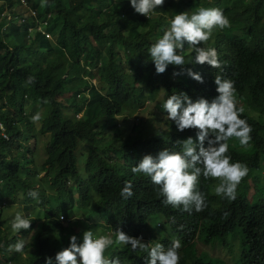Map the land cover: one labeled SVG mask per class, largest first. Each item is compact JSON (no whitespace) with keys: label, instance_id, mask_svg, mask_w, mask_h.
<instances>
[{"label":"clouds","instance_id":"obj_1","mask_svg":"<svg viewBox=\"0 0 264 264\" xmlns=\"http://www.w3.org/2000/svg\"><path fill=\"white\" fill-rule=\"evenodd\" d=\"M87 1L101 11L106 24L119 38L120 72L107 89L82 101L68 120L64 119L68 133L94 132L92 137L81 138L86 142L77 144L79 152L76 150V158L80 170L85 171L86 154L94 153L101 164L109 166L115 173L116 177L109 176L108 181L119 184L117 193L121 197L129 199L133 196L140 201L158 199L165 207L181 215L178 219L181 228L186 224L194 225L199 219L198 214L207 207L206 195L200 184L202 176L212 181L210 193L213 196L236 200L239 185L249 172L240 157L250 147L264 144V121L261 123L264 119L261 110L264 93L251 84L243 86L244 73H248L243 62L251 52L229 43L234 33L227 13L210 7L215 0H116L113 4ZM247 1L243 0V3ZM19 2L25 4L24 0ZM243 3L240 0V4L245 6ZM3 7L0 13L5 20L3 30L8 35L7 41L15 47L13 37L7 31L9 11L7 6ZM47 9L48 16H52L54 10L48 6ZM78 11L83 13L82 8ZM115 21L129 24L132 50L126 51L121 47V30L112 25ZM42 34L49 46H43L38 37L40 48L54 51L52 36L46 31ZM34 55L44 53L39 51ZM44 60H49V57L44 55ZM184 74L193 82L190 89L181 84ZM154 76L160 80L155 81ZM63 78L68 82V73H64ZM24 82L26 85L37 84V80L29 76L20 82L19 90H22ZM39 86L43 93L39 95L40 101L52 90L59 93L57 88L45 91L42 83ZM161 92L163 97L157 99ZM36 98L14 99L16 109L30 118L32 126L11 122L18 132L17 138L33 152L40 145L31 139L30 127L39 139L41 135L34 123L40 121L41 116L39 113L32 116V107L25 101L31 102ZM151 101H154L153 109L146 119H131L136 111L147 108ZM44 102L47 103L46 100ZM26 105L29 106L28 115L24 114ZM91 117H94L92 122ZM3 124L6 125L0 120V136L9 139L10 134L4 133ZM160 128L164 130L160 131ZM157 132L166 138L171 132L176 134L177 146L170 147L163 139L145 142L146 137ZM135 135H143V142L137 144L138 141L129 139ZM95 143H99L100 149ZM135 146L149 148L133 155ZM120 147L129 154L128 157L117 152ZM31 159L34 169L31 172L36 173L37 178L45 177L41 167L47 165L42 162L48 159L37 157V153ZM133 174L148 182V185L141 182L135 193L131 184ZM253 190L246 196L248 201ZM28 196L39 200L38 191L30 190ZM92 198L94 206L97 194L93 192ZM10 211L14 231L30 229L31 220L23 216L24 212ZM120 213L109 209L103 214L83 217L82 221L91 220L87 226H96V231L85 230L79 239L76 235L70 236L68 246L55 253L54 261L46 257L45 264H202V257L210 253L200 243L222 249L218 243L196 239L197 235L192 239L180 236L157 217L147 220L151 233L143 232L140 226L136 234L129 225H118L121 218H128L127 215L120 216ZM184 214L193 215V221ZM65 217L61 215L59 219L61 224L67 225L69 221H65ZM171 222L174 224L175 219ZM228 239L231 241L234 237ZM24 247V241L19 240L9 244L7 250L19 253ZM257 253L261 262L253 264H264V244ZM235 254L238 255V251ZM227 255L230 260V255ZM223 263L226 264L224 260Z\"/></svg>","mask_w":264,"mask_h":264},{"label":"trees","instance_id":"obj_2","mask_svg":"<svg viewBox=\"0 0 264 264\" xmlns=\"http://www.w3.org/2000/svg\"><path fill=\"white\" fill-rule=\"evenodd\" d=\"M99 1L113 4L120 0ZM24 2L25 10H37L42 16L48 15L47 6L54 10L47 32L54 40L56 56L45 60L41 75H35L33 70L37 64H34V60L29 62V51L13 47L12 42L7 41L8 35L3 30L5 20L0 14V120L6 124H3L4 133L10 134L9 139L0 136V157L5 153L0 160V264H45L46 257L54 261L55 253L68 246L70 236L76 235L79 239L85 230L96 231V226L77 228L83 217L90 218L109 209L121 212L120 216L127 215L128 218H121L117 223L129 225L136 234L140 226L143 232L151 233L147 220L157 217L163 223H168L174 233L187 239L197 235L196 239L200 238L201 241L218 243L230 255L232 264L260 263L257 250L264 244V144H256L241 155L240 160L247 165L249 172L239 185L236 200L213 196L210 193L212 181L202 176L200 184L206 195L207 207L198 214L199 219L194 225L186 224L181 228L178 223L181 215L165 207L158 199L140 201L133 196L124 199L117 193L119 184L108 181L109 176L116 177L115 173L109 166L101 164L94 153L86 154L84 172L78 166L77 144L81 138L92 137L94 132L71 134L65 128L67 123H64V119L68 120L71 112L82 101L95 97L98 91L107 89L118 78L119 38L106 24L101 11L87 0ZM18 4L19 0H2L0 13L4 5L11 13H15L14 9L22 13ZM243 4L245 6L240 4V0H215L210 7L219 8L229 16L234 33L229 43L251 52L250 57L243 62L248 70V73H244L243 86L251 84L264 93V0H249ZM80 8L82 14L78 11ZM112 25L121 30V47L126 51L132 50L129 24L115 21ZM26 30L25 24L19 26L10 23L8 32L12 37H19L25 35ZM35 36L41 38L43 46H49L42 33ZM64 73H68V82H64ZM29 76H33L37 84H25L26 91L43 94L39 91L42 90L39 83H42L45 91L59 89V93H56L58 90H52L41 101L39 97L31 102L25 101L32 107V116L36 113L41 116L38 121L40 124L34 123L41 138L37 139L30 127L31 139L40 145L34 152L29 151L25 142L17 138L18 132L11 125L14 121L32 126L30 118L24 116L22 110L17 111L15 100L9 93H16L20 82L23 79L26 81ZM183 76L181 84L192 88L191 78L186 74ZM154 80L159 81L160 78L154 76ZM261 110L264 112V106ZM93 119L91 117L90 121ZM263 121L262 118L261 123ZM143 137L135 135L129 139L139 144L143 142ZM161 139L170 147L177 146V135L173 132L167 138L157 132L146 137L145 142L154 143ZM147 148L135 146L133 155ZM116 150L125 157L129 155L122 147ZM35 153L37 157L48 159L42 162L47 165L41 167L46 173L45 177L37 178V174L31 172L34 170L31 158ZM124 175L128 176L127 173ZM141 182L148 185L144 178L133 174V193ZM253 188L248 201L246 196ZM30 190L38 191L39 200L28 196ZM93 192L98 199L94 206ZM15 205L19 206L12 208ZM13 209L24 212L23 216L31 220L29 230L16 232L11 228L12 218H9L8 211ZM61 215L67 216V225L60 223ZM184 216L189 221L194 219L193 215ZM173 218L174 224L171 222ZM227 226L231 228L226 229ZM235 227L238 228L234 230ZM230 236L234 237L231 241L228 239ZM19 240L25 243L23 251L17 253L7 250L9 244ZM235 251H238V255ZM201 261L202 264H224L221 259L207 253Z\"/></svg>","mask_w":264,"mask_h":264},{"label":"rangeland","instance_id":"obj_3","mask_svg":"<svg viewBox=\"0 0 264 264\" xmlns=\"http://www.w3.org/2000/svg\"><path fill=\"white\" fill-rule=\"evenodd\" d=\"M24 6H25V4H22L19 2L18 7L23 10L22 13L18 12L17 9H14L15 13L9 12V14H8L9 17L6 20L7 31H9V24L10 23H13V24L19 25V26H21L23 24L26 25L27 30H26L25 35L19 36V37H13L14 45L18 46L19 48L21 47L23 49H27L29 51V53L31 55L29 62H33V60H34V64L35 65L37 64L36 67L34 68L33 72L34 73H41V70H42L43 66L45 65L44 55L48 56L49 59H54L56 55H55V51L48 52L44 49H41L40 48V42L38 41V37L35 35H37V33H39V32L42 33L43 31H46V32L48 31V27L50 25L49 22H50L51 15L50 16H48V15L42 16V14L37 10H33L31 8L28 10H25ZM33 11H35V12H33ZM52 16H54V14ZM39 51L43 52L44 55H41V56L34 55ZM24 86H25V82L23 84L22 90H18L16 93H12V92H9V93L12 95V97L14 99L21 98L23 100V99L27 98V100H30L33 97H39V94L35 93L33 95L31 92L24 90ZM23 91H25V92H23ZM163 95H164V93L161 92L158 95L157 99H160L161 97H163ZM153 103H154V101H151L150 103L147 104V108L139 109L138 111H136L132 115L131 119L132 118L146 119L150 114V110L153 109ZM24 109H25L24 114L28 115L29 114V112H28L29 106L26 105ZM17 111H19L18 108H17ZM155 112L156 111L153 110L154 114H155ZM36 123L40 124L39 122H36ZM82 142L84 143L86 141L81 140L80 144ZM95 145H96V147H98L100 149L99 143H95ZM80 147H82V145ZM92 148H95V146ZM101 150H102V148H101ZM77 151L79 152L78 149H77ZM81 151L83 153L88 152L87 150H81ZM85 151H87V152H85ZM12 211L13 210H11L10 212H12ZM89 224H91V220L87 219V220L81 221V223H79L77 225L78 226L77 228L80 229L81 227H85ZM200 245H202V247L204 249L208 250L211 256L219 257V258L223 259L226 262V264H231L225 250H223L221 248H212L209 245H204L201 243H200Z\"/></svg>","mask_w":264,"mask_h":264}]
</instances>
